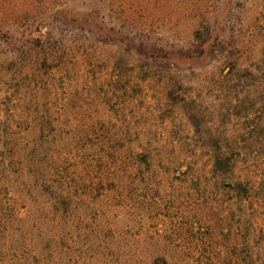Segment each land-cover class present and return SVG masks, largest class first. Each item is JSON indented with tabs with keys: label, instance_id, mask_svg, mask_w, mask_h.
I'll return each mask as SVG.
<instances>
[{
	"label": "rangeland",
	"instance_id": "obj_1",
	"mask_svg": "<svg viewBox=\"0 0 264 264\" xmlns=\"http://www.w3.org/2000/svg\"><path fill=\"white\" fill-rule=\"evenodd\" d=\"M63 9L172 61L152 67L57 25L78 43L59 67L44 62L32 24ZM210 37L223 42L206 60L171 55ZM263 58L264 0H0V264L33 263L60 231L63 264H264L260 88L230 78ZM216 150L233 155L231 177L214 174ZM40 170L68 178L60 228Z\"/></svg>",
	"mask_w": 264,
	"mask_h": 264
},
{
	"label": "trees",
	"instance_id": "obj_2",
	"mask_svg": "<svg viewBox=\"0 0 264 264\" xmlns=\"http://www.w3.org/2000/svg\"><path fill=\"white\" fill-rule=\"evenodd\" d=\"M100 13H93L98 20ZM82 20V22H81ZM86 20L81 18V15L75 10L63 9L54 12L51 16L45 17L40 21L32 24V30L30 32L31 42L33 43L32 48L29 52H36V54H42L44 56V62L51 59L52 61H57L56 67H59L61 63L60 60L70 55L73 51L72 47L78 41H69L64 38H59L53 35V28L59 26V28H69L75 31H85L88 29V33L94 35V44L103 46H114L117 45L122 47V50L129 55L133 54L138 61L141 63L144 60L151 61L152 67L157 64L158 60L171 62L170 54H164L163 51L157 50V48H150L145 46L141 39L137 36L134 37L131 33H125L120 29H116L114 26L105 24L104 21H98L94 23L92 27L85 26ZM53 26V27H52ZM57 29V28H56ZM55 30V29H54ZM13 34V33H12ZM11 32H7L5 36H12ZM222 39L217 38L213 43V47H221ZM68 43V44H67ZM211 43V37L205 41L198 42L197 44H190L184 48L177 49L171 53L172 56H176L179 60H184L188 62L202 61L208 59L211 54L209 51V46ZM48 59V60H47ZM120 62V61H119ZM118 64V63H117ZM148 67V64H145ZM144 66V63H143ZM234 68L230 73V78L234 82L239 84H244L245 87H250L252 85L258 86L260 88L259 103L261 105V112L264 115V58L260 60L255 65H250L249 67H241L238 62L234 63ZM246 97H250V92H245ZM33 155V151L28 156ZM213 159V172L220 177H231L235 172V160L231 153L222 152L216 150L212 152ZM39 170V169H38ZM38 173V172H37ZM45 173V171L40 170L38 174L37 188L41 196H43L48 204H51L50 209H52L49 216H53V226L55 228H60L59 226L63 224V213L67 207V201L69 200V190L67 186L68 178L64 174H60L58 170H54L53 174ZM230 190L235 193V195L243 200H247L250 195L251 186L249 181L238 180L235 184L230 186ZM61 232H56L52 238V242L47 241V247L42 249L41 254L36 258V260L31 263L29 260L21 262V264H47V256L44 251L49 256V264H63L59 261L61 253L63 252V238L61 237ZM55 255L57 259L56 262L51 263L52 256ZM153 264H169L165 259L160 258L156 260ZM257 264V263H250Z\"/></svg>",
	"mask_w": 264,
	"mask_h": 264
}]
</instances>
